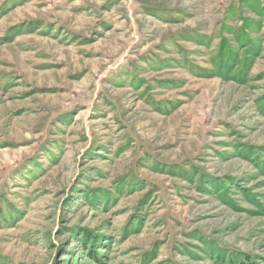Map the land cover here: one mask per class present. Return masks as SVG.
Here are the masks:
<instances>
[{"label":"rangeland","instance_id":"374dc122","mask_svg":"<svg viewBox=\"0 0 264 264\" xmlns=\"http://www.w3.org/2000/svg\"><path fill=\"white\" fill-rule=\"evenodd\" d=\"M248 257L264 0H0V264Z\"/></svg>","mask_w":264,"mask_h":264},{"label":"trees","instance_id":"16d2710c","mask_svg":"<svg viewBox=\"0 0 264 264\" xmlns=\"http://www.w3.org/2000/svg\"><path fill=\"white\" fill-rule=\"evenodd\" d=\"M79 239L84 245H87V246L90 245L91 248L97 247V245H98L97 244L98 243L97 237H95V236H93L91 234H88L86 232H84L83 237L79 238ZM90 251L93 254L97 255V252H95V250H90ZM97 258H99V257L97 256ZM231 264H258V263H256V261L253 258L248 257V258H245V260L244 259H240L239 261H234Z\"/></svg>","mask_w":264,"mask_h":264},{"label":"bare ground","instance_id":"6f19581e","mask_svg":"<svg viewBox=\"0 0 264 264\" xmlns=\"http://www.w3.org/2000/svg\"><path fill=\"white\" fill-rule=\"evenodd\" d=\"M252 261V260H251Z\"/></svg>","mask_w":264,"mask_h":264}]
</instances>
